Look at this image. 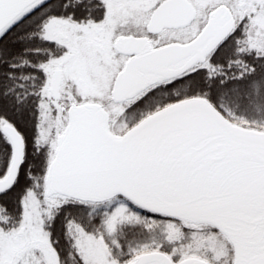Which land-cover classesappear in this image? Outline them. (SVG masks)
<instances>
[{
    "label": "snow or ice",
    "instance_id": "snow-or-ice-1",
    "mask_svg": "<svg viewBox=\"0 0 264 264\" xmlns=\"http://www.w3.org/2000/svg\"><path fill=\"white\" fill-rule=\"evenodd\" d=\"M0 264H264V0H0Z\"/></svg>",
    "mask_w": 264,
    "mask_h": 264
}]
</instances>
